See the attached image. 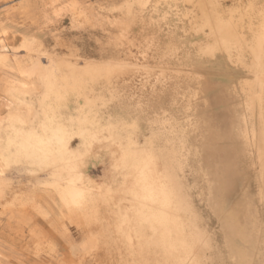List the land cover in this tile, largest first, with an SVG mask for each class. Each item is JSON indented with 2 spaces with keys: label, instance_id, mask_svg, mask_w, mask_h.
<instances>
[{
  "label": "rangeland",
  "instance_id": "1",
  "mask_svg": "<svg viewBox=\"0 0 264 264\" xmlns=\"http://www.w3.org/2000/svg\"><path fill=\"white\" fill-rule=\"evenodd\" d=\"M0 44V264H264V0H0Z\"/></svg>",
  "mask_w": 264,
  "mask_h": 264
},
{
  "label": "bare ground",
  "instance_id": "2",
  "mask_svg": "<svg viewBox=\"0 0 264 264\" xmlns=\"http://www.w3.org/2000/svg\"><path fill=\"white\" fill-rule=\"evenodd\" d=\"M221 32V31H220ZM226 32V31H225ZM222 34V33H221ZM257 35V34H256ZM260 35V34H259ZM260 39V38H259ZM257 40V39H256ZM256 44H258V43H256ZM0 48H3V46L0 44ZM257 51V50H256ZM253 85H255V84H253ZM251 87H253V86H251ZM253 89V88H252ZM254 89H255V87H254ZM261 89V86H257V88H256V91L254 90V93L253 92H251L250 93V95H249V102H250V110L253 112V107H254V105H255V102L256 101H258V99H262L261 98V95H262V93H260V90ZM251 90V89H250ZM249 90V91H250ZM60 128H61V126H59ZM59 127H57V128H59ZM44 129H47L48 128V126L47 125H45L44 127H43ZM45 132H46V130H45ZM60 132V131H59ZM60 133H62V132H60ZM55 134V133H54ZM24 135V134H23ZM39 136V135H38ZM52 137V136H51ZM28 138V137H27ZM41 139V138H40ZM60 140V139H59ZM260 144V143H259ZM86 188H88V190L89 189H91V187H89V185L86 187ZM83 190H85V189H82V188H80L79 189V191H75L76 192V195L77 194H80V193H83ZM85 191H87V189L85 190Z\"/></svg>",
  "mask_w": 264,
  "mask_h": 264
}]
</instances>
